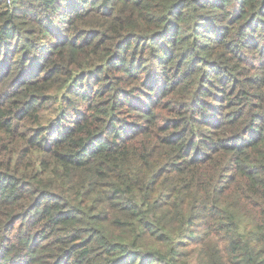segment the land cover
I'll list each match as a JSON object with an SVG mask.
<instances>
[{
  "label": "trees",
  "instance_id": "trees-1",
  "mask_svg": "<svg viewBox=\"0 0 264 264\" xmlns=\"http://www.w3.org/2000/svg\"><path fill=\"white\" fill-rule=\"evenodd\" d=\"M0 264H264V0H0Z\"/></svg>",
  "mask_w": 264,
  "mask_h": 264
}]
</instances>
